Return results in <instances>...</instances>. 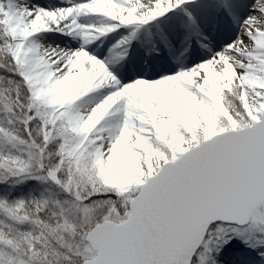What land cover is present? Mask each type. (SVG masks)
<instances>
[{"label": "snow or ice", "instance_id": "6c2138e0", "mask_svg": "<svg viewBox=\"0 0 264 264\" xmlns=\"http://www.w3.org/2000/svg\"><path fill=\"white\" fill-rule=\"evenodd\" d=\"M0 264H264V0H0Z\"/></svg>", "mask_w": 264, "mask_h": 264}]
</instances>
